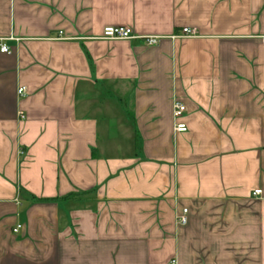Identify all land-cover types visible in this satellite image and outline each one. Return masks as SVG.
Listing matches in <instances>:
<instances>
[{
  "label": "crops",
  "instance_id": "0c3cea01",
  "mask_svg": "<svg viewBox=\"0 0 264 264\" xmlns=\"http://www.w3.org/2000/svg\"><path fill=\"white\" fill-rule=\"evenodd\" d=\"M262 38L264 0H0V264H264Z\"/></svg>",
  "mask_w": 264,
  "mask_h": 264
},
{
  "label": "built area",
  "instance_id": "2783aa9c",
  "mask_svg": "<svg viewBox=\"0 0 264 264\" xmlns=\"http://www.w3.org/2000/svg\"><path fill=\"white\" fill-rule=\"evenodd\" d=\"M183 38H195L197 33L193 29L184 28L182 29ZM101 39L106 41H132V40H144L145 43L149 46L157 45L160 41L159 37H143L135 33V31L128 27H108L104 30L103 36ZM264 43V38H262ZM1 52L5 54H10L11 50L6 45L1 46ZM25 94V89H19L20 97ZM187 113V107L180 103L179 101H174L173 104V117H174V132L178 133H186L187 126L184 123H180L179 121L183 118V116ZM262 191L256 190L254 191V197L261 196ZM188 210L184 209L181 213H176L175 223L177 226H185L188 223L187 219ZM22 227L18 226L13 232L17 233ZM168 264H178L177 259H172Z\"/></svg>",
  "mask_w": 264,
  "mask_h": 264
},
{
  "label": "trees",
  "instance_id": "16d2710c",
  "mask_svg": "<svg viewBox=\"0 0 264 264\" xmlns=\"http://www.w3.org/2000/svg\"><path fill=\"white\" fill-rule=\"evenodd\" d=\"M71 197H73V196L67 197V198H65V199H68V198H71ZM39 201H45V200H39Z\"/></svg>",
  "mask_w": 264,
  "mask_h": 264
}]
</instances>
